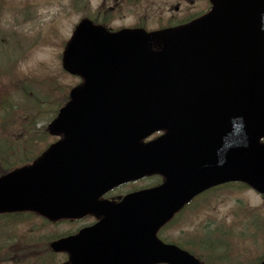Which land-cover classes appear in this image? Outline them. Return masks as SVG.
I'll return each mask as SVG.
<instances>
[{"label": "water", "instance_id": "95a60500", "mask_svg": "<svg viewBox=\"0 0 264 264\" xmlns=\"http://www.w3.org/2000/svg\"><path fill=\"white\" fill-rule=\"evenodd\" d=\"M213 1L208 19L174 31L109 33L83 20L67 46L64 66L86 81L49 126L65 137L32 165L0 177V212L30 209L51 219L105 214L97 225L53 243L56 250L69 251L70 264H201L162 243L156 231L212 184L243 179L264 191V147L258 145L264 88L242 119L246 129L237 135L244 139L237 153L229 135L204 138L197 146L186 145V137L174 132L145 144L141 139L163 121L152 115L163 106L156 102L183 91L171 87L178 66L199 60L187 51L215 49L222 35L264 32V0ZM153 44H163V50L153 51ZM132 171L134 176L161 172L166 181L119 204L98 201L104 190L132 178Z\"/></svg>", "mask_w": 264, "mask_h": 264}, {"label": "rangeland", "instance_id": "374dc122", "mask_svg": "<svg viewBox=\"0 0 264 264\" xmlns=\"http://www.w3.org/2000/svg\"><path fill=\"white\" fill-rule=\"evenodd\" d=\"M101 1L92 0L90 3L96 8ZM119 1L107 0L106 3L109 8H114ZM154 1V5L149 7L152 10L148 13L145 11L147 6L137 4L138 7L134 8L136 10L132 11L133 14L126 15L125 7L123 13H120L121 17L114 18L111 26L113 28L127 26L143 20L145 14H150L146 27L148 29L156 27L160 14L168 16L169 5L166 6L162 0ZM85 2L86 0H83L82 4H77L74 0H0V65L3 66H0V70L4 71L0 72V85L7 86L6 92L0 93V134L3 136L10 133L22 134L35 124L33 131L37 133V137L35 134L28 136V139H35L23 144L32 146L30 149H24L28 155L27 159L35 153L38 154L47 143L44 137L40 138L39 130L46 128L58 108L57 105L64 97L60 96L58 99L53 96L54 99L50 101H47V98L43 99L42 96L38 97L42 101L39 103L42 106L39 109H31L29 107L31 97L28 99L24 93L26 90L27 93L29 91L39 93L44 88L51 95L59 93L61 81L65 84L77 82L78 78L61 72L59 58L61 54L58 46L62 44L61 38L71 36L75 24L83 16L92 14L89 12L93 8L86 7ZM159 4L163 5V8ZM201 4V0H194L192 8L185 5L184 7L190 14L196 12L194 9L199 8ZM10 41L13 42L9 43ZM57 42L58 45L55 44ZM11 53L18 59V63L14 65H17V71L21 75L17 78H12L9 75L12 70L6 67L12 59ZM41 74L47 76L43 83H35L36 85L26 83V79H30L31 75ZM15 83L18 85L15 86ZM13 85L18 86V90L12 87ZM4 107L9 109L3 115ZM9 116L11 118H8ZM20 116L23 117V125L19 130L12 131L14 122ZM38 138L40 139L36 140ZM50 141L51 136L48 142ZM18 152L23 153L20 149ZM18 152L13 158L18 156ZM148 183L149 180H145L140 185ZM256 212L260 213V221L264 223V200L254 191L238 186L221 189L213 195L201 197L187 207L161 236L168 240L183 242L193 247V251L199 256L202 254L208 258V253L202 251L201 244L205 240L204 233H212V236L221 242L220 250L224 246L225 253L231 258L223 261L209 260V264H247L264 254V229L263 227L257 229L250 223L252 215ZM94 221V218L87 217L76 222L49 224L35 215L0 217V264L28 262L36 264L38 258L49 259L50 264H59L65 261L66 256L63 253L53 254L48 250L47 243L53 234L56 236L67 234ZM37 234H40V238ZM13 246L17 248L12 249ZM222 253L219 252L220 255Z\"/></svg>", "mask_w": 264, "mask_h": 264}, {"label": "trees", "instance_id": "16d2710c", "mask_svg": "<svg viewBox=\"0 0 264 264\" xmlns=\"http://www.w3.org/2000/svg\"><path fill=\"white\" fill-rule=\"evenodd\" d=\"M1 88H2V85H0V89ZM29 93H32V92L29 91ZM44 95H47V93L42 92V96H44ZM33 97H34V100L31 99L29 107L31 109L32 108L39 109L42 106V104H39L42 102L38 98L40 96L37 94H34ZM51 97H52V95H48V96H45L43 99H46V98L49 99ZM4 108H5V111L3 112V115L6 114V112L9 109L6 107H4ZM16 117H17V115H16ZM8 118H11V117L9 116ZM22 118L23 117L20 116V118L14 122L12 130H19L20 129V127L23 125V122H24V121H22ZM27 123L30 124L29 121ZM34 125L35 124H33L32 127H30V128L28 127V130L25 133V135L14 136V137L6 136V137L0 138V173L6 172V171L12 169V167L14 165H17V164L19 165V164H22L23 162H26L28 155L24 152V149H27V148L30 149V147L29 146L25 147V145H21L22 143H26V142H16L15 140L18 138L24 139V137H27V136H34V134L37 137L36 132L33 131ZM32 139H35V138H32ZM21 146H22V148H21ZM18 149H20L23 153L18 152ZM17 152H18V156L13 158V155H15ZM251 220L252 221H250V223H252L254 225H260L261 224V223L256 222V218H252ZM198 252H200V251L198 250Z\"/></svg>", "mask_w": 264, "mask_h": 264}, {"label": "flooded vegetation", "instance_id": "af4514ba", "mask_svg": "<svg viewBox=\"0 0 264 264\" xmlns=\"http://www.w3.org/2000/svg\"><path fill=\"white\" fill-rule=\"evenodd\" d=\"M175 8H176V9H180V5H177Z\"/></svg>", "mask_w": 264, "mask_h": 264}]
</instances>
